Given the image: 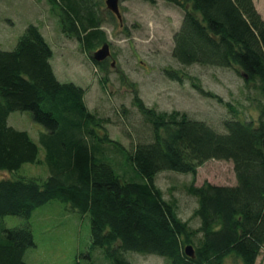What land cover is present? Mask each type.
Wrapping results in <instances>:
<instances>
[{"label": "trees", "instance_id": "trees-1", "mask_svg": "<svg viewBox=\"0 0 264 264\" xmlns=\"http://www.w3.org/2000/svg\"><path fill=\"white\" fill-rule=\"evenodd\" d=\"M168 1L184 12L174 34L177 62L235 70L264 94V18L254 0ZM46 2L60 36L76 40L100 69L114 66L103 26L119 23L130 35L124 15L109 9L107 0ZM43 23L28 24L13 48L0 47V264H29L27 252L38 246L31 219L50 204H59L63 217L89 214V254L102 249L113 264H133L129 252L158 255L168 264H256L264 247V105L257 120L242 118L232 103L206 92L193 77L204 96L235 112L217 127L184 111L147 105L122 72L147 131L126 146L110 137L111 118L90 110L86 88L59 80ZM105 43L111 55L96 60ZM167 72L174 80L185 78L179 70ZM14 111L29 112L45 130L35 139L9 122ZM214 159L233 161L237 184L198 186L193 180L188 192L198 205L190 223L176 199L165 197L158 176L172 171L195 179L199 166ZM28 163L46 165L45 177H10ZM8 215L24 222L7 227Z\"/></svg>", "mask_w": 264, "mask_h": 264}, {"label": "rangeland", "instance_id": "rangeland-1", "mask_svg": "<svg viewBox=\"0 0 264 264\" xmlns=\"http://www.w3.org/2000/svg\"><path fill=\"white\" fill-rule=\"evenodd\" d=\"M258 12L264 18V0H254ZM46 0H0V47L13 48L18 38L30 23L41 25L47 40L52 45V58L59 80L72 81L87 90L86 101L92 112L110 117L107 124L110 137L128 146L134 137L143 138L145 122L143 115L134 104L135 91L121 79L122 72L134 81L141 98L158 110L187 112L191 117L209 120L221 126V121L235 112L214 98L204 96L191 79L200 80L202 89L220 95L248 120H257L264 105V94L247 85L242 75L235 70L219 67H203L198 64L182 65L173 57L174 34L181 27L184 12L182 7L168 0H123L121 10L124 23L130 35L122 32L119 23L104 24L111 43L114 59L108 71L96 66L90 55L82 51L76 40L60 36L56 20ZM176 69L185 75L182 80L168 76V70ZM109 80L103 84L102 79ZM187 77V78H186ZM127 110V111H126ZM238 115V114H237ZM9 122L26 129L37 139L44 126L35 122L29 112L14 111ZM44 158V152L41 154ZM115 159V158H114ZM47 166L28 163L10 177H45ZM195 180L196 185L211 182L218 185L237 184L233 161L209 160L199 166L194 179L192 174L165 171L158 176L157 184L165 197L176 199L179 212L184 219L194 223L192 217L197 207V198L188 192ZM59 204H50L35 211L31 219L38 246L27 252L29 264H113L102 249L90 252V216L80 217L67 213L65 217ZM24 220L17 216L4 217L7 227H16ZM72 223L73 229L70 227ZM83 253L82 255H80ZM133 264H168L158 255L128 253ZM229 264H234L229 260ZM256 264H264V247Z\"/></svg>", "mask_w": 264, "mask_h": 264}, {"label": "water", "instance_id": "water-1", "mask_svg": "<svg viewBox=\"0 0 264 264\" xmlns=\"http://www.w3.org/2000/svg\"><path fill=\"white\" fill-rule=\"evenodd\" d=\"M119 4H120V0H107L108 8L111 9L116 14H118L120 18H122ZM110 55H111L110 45L109 43H105L99 50L96 51V53L94 54V57L96 60H103ZM186 249L189 255L191 256L195 255V250L192 245H188Z\"/></svg>", "mask_w": 264, "mask_h": 264}, {"label": "flooded vegetation", "instance_id": "flooded-vegetation-1", "mask_svg": "<svg viewBox=\"0 0 264 264\" xmlns=\"http://www.w3.org/2000/svg\"><path fill=\"white\" fill-rule=\"evenodd\" d=\"M110 59V58H109Z\"/></svg>", "mask_w": 264, "mask_h": 264}]
</instances>
